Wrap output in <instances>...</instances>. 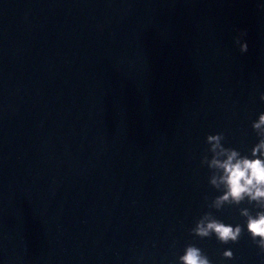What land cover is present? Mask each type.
<instances>
[{
    "label": "water",
    "instance_id": "95a60500",
    "mask_svg": "<svg viewBox=\"0 0 264 264\" xmlns=\"http://www.w3.org/2000/svg\"><path fill=\"white\" fill-rule=\"evenodd\" d=\"M262 92V0H0V264H264L191 231L258 210L200 161L247 153Z\"/></svg>",
    "mask_w": 264,
    "mask_h": 264
},
{
    "label": "clouds",
    "instance_id": "9594fccd",
    "mask_svg": "<svg viewBox=\"0 0 264 264\" xmlns=\"http://www.w3.org/2000/svg\"><path fill=\"white\" fill-rule=\"evenodd\" d=\"M239 50L247 52L246 40L239 41ZM259 100L264 102V92L260 93ZM250 127L257 139L246 154L237 148L225 147L222 143L224 134L217 132L204 137L211 156L202 157L200 163L213 170L208 182L220 191V195L212 200V207L220 209L226 204L238 205L247 200L258 210L252 214L247 208L240 209L241 216L245 218L243 228L240 224H226L205 214L191 231L201 238L214 235L224 244L235 243L241 232L246 231L253 243L264 252V111L257 114ZM222 255L232 258L230 249H225ZM177 260L178 264H211L201 249L192 244L185 246Z\"/></svg>",
    "mask_w": 264,
    "mask_h": 264
}]
</instances>
